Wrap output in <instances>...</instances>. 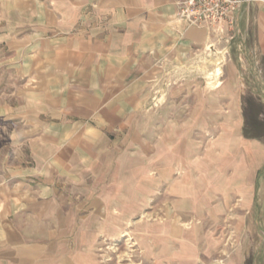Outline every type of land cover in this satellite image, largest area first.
Listing matches in <instances>:
<instances>
[{
  "label": "crops",
  "instance_id": "crops-1",
  "mask_svg": "<svg viewBox=\"0 0 264 264\" xmlns=\"http://www.w3.org/2000/svg\"><path fill=\"white\" fill-rule=\"evenodd\" d=\"M183 1L0 0V264H98L99 236L158 191L179 218L205 216L204 191L209 216L239 200L264 264V134L242 101L264 105V0L240 5L229 42L178 22ZM211 43L227 51L215 91L195 78ZM180 231L146 258L201 264L209 244H170Z\"/></svg>",
  "mask_w": 264,
  "mask_h": 264
},
{
  "label": "rangeland",
  "instance_id": "rangeland-1",
  "mask_svg": "<svg viewBox=\"0 0 264 264\" xmlns=\"http://www.w3.org/2000/svg\"><path fill=\"white\" fill-rule=\"evenodd\" d=\"M231 58L234 60L232 53ZM217 61H223L222 68L215 72ZM226 62L227 57L218 53L203 57L202 64L205 68L202 72L195 74L196 80L200 81L206 90H217L225 76ZM211 80L215 82L210 84ZM217 84H219L218 87H215ZM171 88L172 86L155 88L152 100L155 108L166 102L165 98ZM243 91H245L242 101L246 130L251 136L262 135L264 134V105L255 89ZM190 93L192 94L193 91L191 90ZM211 137L213 138L212 135ZM211 137L208 136L205 143ZM206 151L207 148L203 146L197 157L202 159ZM179 174H184V170L175 172L176 177ZM199 198L197 204H201V207L199 206L197 211L202 209L205 216L179 218L175 216V202L169 199L167 194L163 196L162 191H158L152 200L146 202L138 215L123 217L121 226L115 229L112 227L110 231L99 236L96 250L98 264H152L154 259L146 258L147 248L149 244H165L162 228L173 222L177 223L181 231L177 236L169 235L170 244H209L203 249V254L198 260L201 264H259L261 249L257 244H261V241L254 228L255 217L250 218V226L245 229L241 225V217L238 216L241 211L239 200L231 205L226 214L216 217L209 216L211 211L209 194L204 191ZM161 248L158 245L154 249L155 253ZM172 251L180 252L178 247ZM185 261H191V259L185 258Z\"/></svg>",
  "mask_w": 264,
  "mask_h": 264
},
{
  "label": "built area",
  "instance_id": "built-area-1",
  "mask_svg": "<svg viewBox=\"0 0 264 264\" xmlns=\"http://www.w3.org/2000/svg\"><path fill=\"white\" fill-rule=\"evenodd\" d=\"M242 2L243 0H184L180 3L176 20L187 26L208 27L218 39L229 42L234 34V15ZM205 53L207 56L215 53L227 55V51L216 52L213 43L206 47ZM222 62L215 63V72L222 68ZM214 82L215 80H211L210 84Z\"/></svg>",
  "mask_w": 264,
  "mask_h": 264
},
{
  "label": "trees",
  "instance_id": "trees-1",
  "mask_svg": "<svg viewBox=\"0 0 264 264\" xmlns=\"http://www.w3.org/2000/svg\"><path fill=\"white\" fill-rule=\"evenodd\" d=\"M245 136H248V135L246 134V132H245Z\"/></svg>",
  "mask_w": 264,
  "mask_h": 264
},
{
  "label": "water",
  "instance_id": "water-1",
  "mask_svg": "<svg viewBox=\"0 0 264 264\" xmlns=\"http://www.w3.org/2000/svg\"><path fill=\"white\" fill-rule=\"evenodd\" d=\"M245 2V0H243L242 4Z\"/></svg>",
  "mask_w": 264,
  "mask_h": 264
}]
</instances>
